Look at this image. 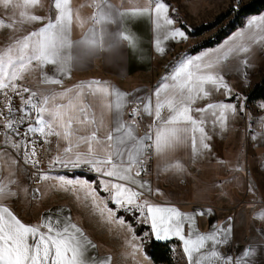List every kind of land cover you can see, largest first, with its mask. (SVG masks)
I'll return each mask as SVG.
<instances>
[{
    "label": "snow or ice",
    "instance_id": "snow-or-ice-1",
    "mask_svg": "<svg viewBox=\"0 0 264 264\" xmlns=\"http://www.w3.org/2000/svg\"><path fill=\"white\" fill-rule=\"evenodd\" d=\"M37 3L38 0H23L22 5L15 6L29 8ZM0 5L8 9L10 5H13V0H0ZM95 6L97 14L92 17L93 27L89 28L83 39L75 42L71 40L73 11L70 0H54L55 14L49 17L27 15L21 12V17L26 16L28 22L46 19L47 23L38 31H31L17 38L3 53H0V92L7 97V92L4 90L11 88L20 97L21 104L26 106L25 109L20 110L22 115L14 125V113L17 110L11 106V99H8L7 111L0 112V119L5 122L6 129L18 135L16 125L24 123L34 112L35 124L38 126L29 124L26 135L39 133L42 137L55 136L58 141H65L67 146L63 148V154L53 159L51 168L76 169L87 165L90 171L100 173L105 177H113L116 180L129 181L135 185L136 177L140 176V172H147L146 161L149 154L163 155L181 145L184 134L189 131L187 126H191L192 132L199 131L201 136L200 149L196 147V137H192V148L195 154H200L204 149L210 148V145L204 142L211 139L202 127L205 121L194 118L193 111L203 113L219 109V115L215 111L212 115L216 117L215 122L223 126L226 120L225 113H235L236 105L210 103L206 108H192L198 98L203 99L210 96L211 93L205 90V85H212L216 90L223 87L226 93L231 92L228 85L224 83L223 77L213 72V69L221 62V56L209 53L183 58L173 72L165 76L155 89L154 105L151 97L131 101L136 104H143L145 99L148 101L142 112L153 119L147 125L143 136L136 134L138 128L136 118L139 116L143 119L141 109L134 108L131 113L133 118L131 122L125 121L124 107L129 102L127 100L129 94L110 86L107 82L92 80L64 91L55 89L33 91L16 83L24 79L25 73L39 70L42 74V84L61 85L62 79L59 77L68 75L74 62L79 64L101 51L116 49L122 39L130 40V36L122 35L119 31L108 33L106 27L109 24L121 23L122 18L128 13H122L109 3V0H97ZM167 9L166 3L157 2L155 4L154 11L158 28L161 16L164 17L167 25L174 23L173 19L167 16ZM150 11V7H145L132 15L147 14ZM249 23L250 26L264 24V17L254 19ZM98 25L101 27H97ZM0 27H13V24H5L0 20ZM106 37L107 46L105 47ZM170 37L172 40L177 37L187 39L185 32L180 29H173ZM249 39L254 42H264V36H260L257 41L254 34L250 35ZM157 46L159 47V42ZM160 51L164 52V49L160 48ZM241 51L248 52L249 49L242 45L229 49L230 53ZM227 55L225 54L223 59H227ZM49 65L53 66V74L45 71ZM24 93L29 94L28 98L24 97ZM86 96L101 101L99 120L92 112L93 105L85 103ZM109 97H114V102L103 103ZM63 100H67V103H58ZM165 110L168 113L166 116L163 115ZM105 111L113 113V127L111 130L106 129V134L100 137L98 133L104 127ZM74 123L77 125L75 128ZM85 132L86 134H81ZM5 137L4 144L0 146L3 149L0 151V160L4 161V164L0 165V172L7 171L17 163V158L8 151L9 148L15 149L17 153L21 151V148L25 149L24 162L33 168H38V161L34 159L37 143L35 139L10 142L7 133ZM45 142L50 143L51 141L46 140ZM81 146H86V151H74ZM134 167L136 168L135 173H133ZM175 167L183 170V165L177 164ZM13 175L14 173L9 171L8 178L0 177V201L18 196V192L13 191L11 187L16 183L11 179ZM32 175L37 178L43 176L44 180L50 178L49 173L39 170ZM52 178L59 180L62 186L80 184L91 187L87 181L66 180L63 176ZM100 186L122 211L138 213L146 211L147 215H144L143 219L150 220L152 232L157 239L174 236L183 241V250L187 253L189 264H205L206 261H211L212 264H255L254 258L258 253L252 248L243 250L239 256L234 255L230 248L228 251L221 249L196 255L205 247L206 241H212L217 246L228 245L230 242L227 236L231 228L227 225L224 229H218L212 234L197 235L195 240L191 237L186 238L184 222H193L192 215H185L175 207L150 204L147 200L143 204L137 203L143 193L126 184L105 180ZM138 188L150 193L154 191L144 182H141ZM89 195L92 196L93 202L100 199L94 188L91 189ZM107 212L109 216L114 215V209H107ZM259 218L264 219V213ZM118 219L120 224L126 223L122 218ZM217 232L224 236L223 240L218 237ZM82 237V230L70 220L61 221L59 217L54 218L50 214L40 225H29L18 219L8 207L0 206V264H104V262L92 260L88 255V246L95 247V245ZM136 239L134 236L133 240ZM130 245L133 253L139 252L142 247L131 241Z\"/></svg>",
    "mask_w": 264,
    "mask_h": 264
},
{
    "label": "crops",
    "instance_id": "crops-1",
    "mask_svg": "<svg viewBox=\"0 0 264 264\" xmlns=\"http://www.w3.org/2000/svg\"><path fill=\"white\" fill-rule=\"evenodd\" d=\"M96 2L97 0H70L73 11L72 41L75 42L83 39L89 28L93 27L92 17L97 14ZM157 2H163L168 5L167 16L173 19L174 23L172 25H167L164 22V17L161 16L159 19L160 27H157L158 21L154 11ZM109 3L118 8L122 13H128V15L124 16L119 24L107 25V32L115 33L119 31L122 35L130 36V40L122 39L119 47L116 49L101 51L79 64L74 62L68 75L59 77L62 79L61 85H44L40 81L42 86L37 88V91L45 89L64 91L92 80L107 82L110 86L129 94L127 97L129 102L124 107L123 118L125 121L131 122L133 119L131 113L134 108L141 109L143 119H140L139 116L136 118L138 123L136 134L143 136L147 130V125L153 119L142 112L143 107L148 101L145 99L143 104H136L131 101L138 98L151 97L152 104L154 105L156 99L154 95L155 89L165 76L173 72L183 58L209 53L221 56V62L213 69V72L223 77L224 83L228 85L231 92L226 93L223 87L216 90L212 85H205V90L211 93L210 96L203 99L198 98L196 103L192 105V108H206L210 103H225L236 105V112H226V120L223 126H221L219 122H215L216 117L212 115L213 111L219 115V109L203 113L193 111L192 115L194 118L205 121L202 127L211 139L204 142L208 143L210 148L204 149L200 154H195L192 148V137H196V147L200 149L201 136L199 131L192 132L191 126H187L189 127V131L184 134L183 143L163 155L152 154V162L148 163L146 161L147 172H140V176L136 177L137 183L135 185L129 181L105 177L93 171H90L89 174H84L74 172L77 168H51L50 165L53 159L57 155L63 154V148L67 144L63 140L58 141L55 136L42 137L39 133H36L40 136V141H37L35 144L36 156L34 159L38 161V168L44 173H49L50 178L44 180L42 176L40 182L33 183L35 176L32 173H34L35 168L24 162L23 152L25 149L21 148L19 153L15 149H8L13 157L17 158V163L7 171L0 172V177L6 179L9 176V171L14 173L11 179L15 180L16 183L11 185V187L13 191L18 192V196L0 201V206L8 207L18 219L29 225H40L50 214L54 218L59 217L61 221L70 220L71 223H74L82 230V239L86 238L95 245V247L88 246V255L93 261L104 262V264H112L113 261L111 260L110 253L117 252V249L120 248L117 245V241L114 240L118 233L115 229L119 227L118 218H122L125 222L131 220L124 215H117L121 211L120 207L112 202L108 197V193L100 186L105 180L126 184L142 192L143 194L137 200V203L143 204L147 200L150 204L175 207L185 215H192L193 222H184V234L186 238L191 237L195 240L197 235H209L218 229L225 228V224H217V221H225L224 212L226 209L223 206L225 204L240 203L245 195L247 186L246 171L238 159L240 139L241 136L243 138L246 127V122L244 121L243 124L241 119L240 114L242 109L239 106L242 103L243 94L245 93L246 99V94L250 90H248V85L250 83L261 82L262 78H260L261 75L258 72L260 68H264V42H254L249 39V36L253 34L256 36L257 41H259L260 36H264V24L250 26L249 23L254 19L264 17V12L248 17L244 27L233 31L218 45L203 49L194 55L183 54L179 59L172 62L173 64L165 68L175 56L183 53L185 49L184 39L177 37L175 40H172L170 37L173 29H180L185 32L179 26L182 22H177L172 15V13L177 14L172 11L176 10L174 5L177 3L178 5L179 3H186L188 6L200 5L199 10H202L205 5L212 4V1L109 0ZM145 7H150L151 11L147 14L132 15V13L139 12V10ZM54 14L53 4L52 16ZM97 27L101 26L98 25ZM187 38L189 37L187 36ZM157 42H159V47L157 46ZM236 45H242L248 48L249 51L230 53L229 49ZM106 46L107 37L105 38ZM160 48H163L164 52H161ZM225 54H228L227 59H223ZM45 71L53 74V66H47ZM112 102H114V97H109L103 101V103ZM263 102L262 100H258L248 103L249 107L255 105L260 110V113L250 120L251 124L248 126L250 127V131L254 133V137H252L253 141L251 140L252 147L258 151L257 153H263L264 157ZM58 103H67V100L58 101ZM85 103L93 105L92 112L96 114L99 120L101 101L97 98L86 96ZM248 105L245 104L243 108L246 113ZM19 107L20 110L26 108L22 104ZM76 111L78 112V108ZM20 113L22 115L21 111ZM167 114V110H165L163 115L166 116ZM0 121L3 120L0 119ZM24 122H26L25 125H22L23 123L18 124L19 127L27 129L29 124L38 126L35 124L34 112ZM4 123L0 122V136L4 137V139L2 138L3 141L6 138L5 133H8L4 127ZM73 127L75 128L77 125L74 123ZM112 127L113 113L105 111L104 127L101 128L98 135L103 137L106 134L105 130H111ZM57 130L59 131L60 129ZM81 134H86V132ZM20 140L16 135L13 138V142ZM46 140L51 142H45ZM29 146L31 147L32 145L30 144ZM2 150L0 148V151ZM74 151L84 152L86 151V146H81L79 149H74ZM4 159L6 160L7 157L5 156ZM3 164L4 161L0 160V165ZM177 164L183 165V170L177 169L175 167ZM260 165H264V159H261ZM5 167L7 168V165ZM135 170L136 168L134 167L133 173H135ZM59 176H63L66 180L87 181L91 187L81 186L80 184L75 186L64 184L62 186L59 180L52 178ZM256 181L259 187L263 186L257 179ZM141 182L146 183L154 191L150 193L139 189L138 185ZM92 188L95 189L100 198L95 202H93L92 196L89 195ZM214 206H219L223 210V218L217 219ZM107 209H114V215L109 216ZM134 213L141 221L144 220L143 216L147 215L146 211L144 213L134 211ZM262 213H264L263 207L256 210L253 214L255 227L253 226L254 228L250 230V234H253L251 240H238L236 237L243 235L244 232L240 231L236 234L234 230H231L227 236L230 242L228 245L221 244L217 246L212 241H206L205 247L201 249L200 253H196V255L199 256L221 249L228 251L229 248L232 251L233 248V254L239 256L243 250L252 248L258 253L254 258L255 264H264V219L259 218ZM201 219H204L205 225L200 228L198 221ZM226 220H229V216H227ZM144 222L149 227L150 236L159 241L176 239L180 242L181 249H183V241L178 237L169 236L168 238L157 239L152 232L150 220H144ZM41 230L45 231V229ZM217 235L221 240L224 239V236L220 232H217ZM231 236L233 239H231ZM126 245L128 244L126 243ZM184 253L185 259L189 264L187 253ZM205 264H212V262L206 261Z\"/></svg>",
    "mask_w": 264,
    "mask_h": 264
},
{
    "label": "rangeland",
    "instance_id": "rangeland-1",
    "mask_svg": "<svg viewBox=\"0 0 264 264\" xmlns=\"http://www.w3.org/2000/svg\"><path fill=\"white\" fill-rule=\"evenodd\" d=\"M210 1V0H209ZM212 4L205 5L204 9L199 10L200 5H193L188 6L186 3H179L181 7H179L178 3L175 4V9L172 10L177 14H173L174 18L177 22H182L179 26L185 30V34L189 37L184 39V51L181 54L175 56L172 61H170L165 68H167L170 64H173L176 58L179 56L181 57L186 50L196 45L197 43L209 38L213 35L217 28L224 26L227 21H224L219 27L214 30L207 31L200 37H190L188 32L191 31L194 27L201 26L202 24L211 23L217 15L220 13L227 11L230 8H237L242 4H245L249 0H211ZM17 4H23V0H13V5H10L8 9H5L2 5H0V20L4 21L5 24H13V27H0V53H3L17 38H20L24 35H27L31 31H38L44 24L47 23V20L37 21V22H28L27 17H21V12L27 13V15H38L41 17H49L52 16V8L54 4V0H38V3L34 6L29 8L24 7H16ZM198 8V9H197ZM199 10V11H198ZM177 17V18H176ZM178 19V20H177ZM247 19V18H246ZM246 19L244 21V25L246 23ZM184 25V26H183ZM187 27V28H186ZM189 29V30H188ZM178 57V58H179ZM168 70V69H167ZM258 74H260L261 81L264 78V68H260ZM42 79V74L39 70L34 72H29L24 74L23 80H18L16 83L21 85L22 87H28L33 91H37L36 89L41 87L40 81ZM260 82V81H259ZM258 82V83H259ZM257 83H250L248 85V90L251 89ZM7 92V97L0 92V112H6V104L8 99H11V106L16 109L14 116V125L16 121L19 120L21 113L20 107L21 104L20 97L16 95L15 92L11 90V88L4 90ZM28 93H24V97L28 98ZM241 104L239 107L242 109L241 111V119L246 122L244 136L240 139V149L238 159L241 162L242 167L246 171V192L244 197L242 198L241 202L238 204H229L224 205L223 208L226 209L224 212V219L217 221L218 223H223L225 226L227 225L231 230L238 234L240 231L244 232L243 235L237 236L236 239L243 240L248 239L251 240L253 234H250V230H252L255 226V220L253 214L256 210L260 209L261 207L264 208V165H260L261 159H264L263 153H257L258 151L252 147V141L254 137L253 131H250V120L254 119L256 114L260 113V110L255 105H251L249 107L248 102L245 99V93L243 94V98L241 100ZM245 104L248 105L247 113L243 109ZM264 104V102H263ZM264 112V106H262ZM262 112V111H261ZM4 122V121H0ZM24 122L22 125H25ZM18 128L19 125H16ZM19 130V129H18ZM1 131V130H0ZM7 138L10 142H13V138L15 135L20 140L19 134L17 135L12 130H8ZM4 137L0 136V145L4 144L2 140ZM22 140V139H21ZM20 140V141H21ZM252 140V141H251ZM264 152V151H263ZM263 161V160H262ZM244 164V166H243ZM84 166V165H83ZM89 168V167H88ZM30 177V175H29ZM256 179L263 184V186L259 187ZM33 183H35L33 181ZM36 195L37 192L35 191ZM261 201V202H260ZM215 213L217 219L223 218V210L219 208V206H214ZM121 215L126 216V218L131 219V221L136 222V224H143L146 223L144 220L138 219V216L134 213V211H120L118 212ZM227 216L231 218V221L226 220ZM199 227H203L205 225L204 219L198 221ZM254 226V227H253ZM117 230V237L114 240L117 241V245L120 247L117 249V252L110 253L111 260L113 261L112 264H153L151 260L145 256L143 250L140 248L139 252L133 253V248L130 245V241L137 244L142 245V241L149 238V232H144L142 237H137L134 233V228L130 225L129 222H126L124 225L119 223V227L115 228ZM134 233V235H133ZM133 236L137 239L133 240ZM231 239L233 237L231 236ZM128 245H126V243ZM234 244V243H233ZM116 248V247H115ZM181 249V245H180ZM233 252V248H232ZM176 264H188L185 259V253L183 249H181V255L177 258Z\"/></svg>",
    "mask_w": 264,
    "mask_h": 264
},
{
    "label": "trees",
    "instance_id": "trees-1",
    "mask_svg": "<svg viewBox=\"0 0 264 264\" xmlns=\"http://www.w3.org/2000/svg\"><path fill=\"white\" fill-rule=\"evenodd\" d=\"M262 12H264V0H249L237 8H230L220 13L211 23L194 27L188 32V35L190 37H200L205 32L214 30L224 21H227L224 26L217 28L215 33L209 38L189 47L184 55H194L203 49L218 45L233 31L242 28L246 18ZM178 57L176 60L179 59ZM258 100L264 101V78L261 82L255 84L246 94V101L248 103ZM117 215L121 214L117 213ZM128 222L134 228V233L137 237H142L144 232H149V227L146 225L136 224V222L131 220H128ZM142 250L153 264H176L177 258L181 255L180 242L178 240L159 241L150 235L148 239L142 241Z\"/></svg>",
    "mask_w": 264,
    "mask_h": 264
},
{
    "label": "built area",
    "instance_id": "built-area-1",
    "mask_svg": "<svg viewBox=\"0 0 264 264\" xmlns=\"http://www.w3.org/2000/svg\"><path fill=\"white\" fill-rule=\"evenodd\" d=\"M18 133H19V137L22 140H31V139H35L36 141H40V136L36 133L31 134V136L26 135L27 134V129L26 128H18ZM147 162L150 163L152 162V154L150 153L147 159ZM37 170L41 171L40 168H35L34 172H36ZM74 172H81L84 174H89L90 173V169L87 166H81L79 168H77L76 170H74ZM42 179V176H40L39 178L34 177V182L38 183L40 182ZM141 197V196H140Z\"/></svg>",
    "mask_w": 264,
    "mask_h": 264
}]
</instances>
